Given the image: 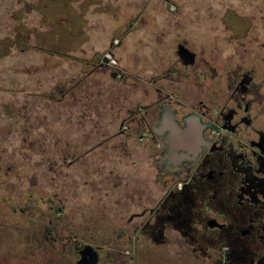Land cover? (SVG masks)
I'll list each match as a JSON object with an SVG mask.
<instances>
[{
  "label": "rangeland",
  "instance_id": "obj_1",
  "mask_svg": "<svg viewBox=\"0 0 264 264\" xmlns=\"http://www.w3.org/2000/svg\"><path fill=\"white\" fill-rule=\"evenodd\" d=\"M221 1L0 0V47L12 40L0 56L5 264H27L22 258L37 261L29 264H72L73 250L86 242L101 246L99 264H173L151 246L136 259L129 240L142 220V174L156 170L144 160L143 142L126 135L116 146V139L103 138L122 132L131 107L144 99V86L125 73L135 69L139 78L147 68L150 78L164 72L156 58L165 51L154 42L171 41L189 19L197 26L214 24L210 34L219 36ZM224 18L237 29L249 26L237 11H226ZM84 24L87 40L73 50ZM20 31L25 50L17 42ZM62 42L72 57L52 51ZM102 55L109 62L93 69L88 61ZM159 193L155 185L147 190L151 202ZM167 251L172 255V247ZM181 254L182 264H189L187 251Z\"/></svg>",
  "mask_w": 264,
  "mask_h": 264
},
{
  "label": "flooded vegetation",
  "instance_id": "obj_2",
  "mask_svg": "<svg viewBox=\"0 0 264 264\" xmlns=\"http://www.w3.org/2000/svg\"><path fill=\"white\" fill-rule=\"evenodd\" d=\"M221 5L219 36L210 34L214 24L189 19L171 41L154 42L166 69L149 79L144 69V99L122 130L139 134L156 168L149 187L160 192L137 201L142 220L129 234L136 259L151 246L173 264L182 251L189 264H264V0ZM228 10L249 26L227 23ZM84 244L70 246L72 264H99L101 246ZM4 255L0 241V264Z\"/></svg>",
  "mask_w": 264,
  "mask_h": 264
},
{
  "label": "crops",
  "instance_id": "obj_3",
  "mask_svg": "<svg viewBox=\"0 0 264 264\" xmlns=\"http://www.w3.org/2000/svg\"><path fill=\"white\" fill-rule=\"evenodd\" d=\"M86 22V21H85ZM84 22V23H85ZM70 23V22H69ZM70 24H73V23H70ZM50 28H52L53 29V27H52V25H51V27ZM50 28H48L47 30H49ZM81 31L79 32V31H77V33H76V35L73 37V39H76V43L78 42V45H77V47H75L73 50H75V49H79V45L80 44H82V42L84 43V40L86 41L87 40V32H86V30H85V24H84V26H83V28H81L80 29ZM84 33V34H83ZM77 35H79V37L77 36ZM81 42V43H80ZM66 44L67 42H62V48H60V49H58V48H56V52L57 53H60V54H63L62 56L63 57H72V53L74 52V51H71L70 52V49L68 48V47H66L65 48V46H64V44ZM42 50V49H41ZM115 53V52H114ZM48 54V53H47ZM49 55H51L50 53H49ZM52 55H54V54H52ZM51 55V56H52ZM99 59H101V61L99 62L98 60ZM102 60L104 61L105 60V58L103 57V55L100 57H96V58H94L93 59V61H88V64L90 65V66H92L93 67V69H95V68H97L98 66H100L103 62H102ZM104 62H106V63H108L109 61H104ZM87 63V62H86ZM103 65H104V63H103ZM111 70V69H110ZM143 71H142V74H141V76L142 77H144V76H146L147 74H146V71L144 70V69H142ZM128 71H133L134 73H132L131 75L130 74H126L125 76L127 77V78H129L130 79V81L133 83H137V84H139L140 86H144V88L146 87V85H147V83L145 82V81H142L141 80V77H139V78H137L138 76H139V74L136 72V70L135 69H133V70H128ZM115 72V69L114 70H112L111 71V74H112V76H114V77H116V73H114ZM134 76V77H133ZM148 76V75H147ZM148 79H149V77H148ZM143 89V88H142ZM133 107H134V105H133ZM132 108V107H131ZM126 122H129L128 121V119H126ZM96 135H99V133L98 132H96L95 133ZM127 135V137H130V139H132V140H135V139H138L139 141H141V138L139 137V134H137V135H134V134H130L129 132H124V131H122V132H113V133H110V135L108 136V137H106V138H103V140H108V139H111V137L113 138V139H116V141H115V144H116V146H118L119 145V143L117 144V140L119 139V138H122V136H126ZM102 137H99L98 139L100 140ZM150 171V170H149ZM149 171L148 170H146V171H144L143 172V174H142V177H141V183H144V184H146V185H144V187H147L146 188V190L144 191V189L142 188L141 189V192L139 193L140 194V196L141 195H145V196H147V190L149 189V185L153 182V176L152 175H150V173H149ZM155 172H153V174H154ZM151 176H152V178H151ZM138 178H139V175H138Z\"/></svg>",
  "mask_w": 264,
  "mask_h": 264
},
{
  "label": "trees",
  "instance_id": "obj_4",
  "mask_svg": "<svg viewBox=\"0 0 264 264\" xmlns=\"http://www.w3.org/2000/svg\"><path fill=\"white\" fill-rule=\"evenodd\" d=\"M84 22H85V19H84ZM74 24V23H73ZM21 30H22V28H21ZM29 31H30V29H29ZM42 33H44V31H42ZM23 32L22 31H20V35H19V37H20V39L21 40H19V39H17V42L20 44V47H21V49H27L29 46H27L26 47V45L23 43L24 41H23ZM28 36V35H27ZM78 37H79V35H77ZM11 41L12 40H10V39H6L5 41H4V43H3V45L1 44V47H0V56L1 55H4V53L5 52H8V50H9V48H10V46H11ZM23 41V42H22ZM40 48L42 49V50H46L47 51V49H50V51H51V48H50V46H49V48H47V47H43V46H40ZM53 48V47H52ZM56 48H58V49H60V48H62V45H60L59 47H56ZM52 51H56V49H54V50H52ZM99 62L101 61V59H99L98 60ZM71 161V160H70ZM9 255H12V253H10ZM38 255H41V257L43 258L44 257V259H45V256L43 255V254H38ZM38 255H36V256H38ZM13 256V255H12ZM17 256V255H16ZM18 257V256H17ZM26 259H28V258H26ZM26 259L25 258H22V262L24 263H27V264H29V262H31V261H35L34 259H28V261H26ZM35 262H37V261H35Z\"/></svg>",
  "mask_w": 264,
  "mask_h": 264
},
{
  "label": "water",
  "instance_id": "obj_5",
  "mask_svg": "<svg viewBox=\"0 0 264 264\" xmlns=\"http://www.w3.org/2000/svg\"><path fill=\"white\" fill-rule=\"evenodd\" d=\"M104 61H109V58L108 57H105V60ZM90 247H92V248H90V249H94L93 248V246L92 245H89ZM94 252H96L95 250H93ZM97 253V252H96ZM91 260H92V258H91ZM96 260V261H95ZM93 261H94V264L97 262V259H93Z\"/></svg>",
  "mask_w": 264,
  "mask_h": 264
},
{
  "label": "built area",
  "instance_id": "obj_6",
  "mask_svg": "<svg viewBox=\"0 0 264 264\" xmlns=\"http://www.w3.org/2000/svg\"><path fill=\"white\" fill-rule=\"evenodd\" d=\"M110 60H111L112 64H116L117 63L116 59H113V58L111 59L110 58Z\"/></svg>",
  "mask_w": 264,
  "mask_h": 264
}]
</instances>
